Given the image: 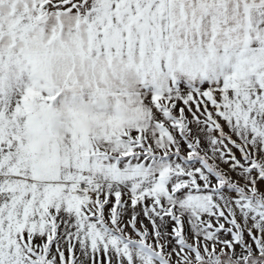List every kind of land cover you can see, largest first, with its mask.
Segmentation results:
<instances>
[{
    "label": "snow or ice",
    "instance_id": "1",
    "mask_svg": "<svg viewBox=\"0 0 264 264\" xmlns=\"http://www.w3.org/2000/svg\"><path fill=\"white\" fill-rule=\"evenodd\" d=\"M0 264H264V0H0Z\"/></svg>",
    "mask_w": 264,
    "mask_h": 264
}]
</instances>
